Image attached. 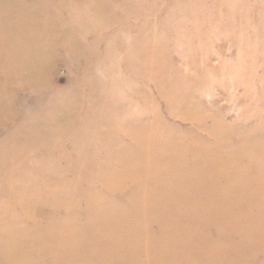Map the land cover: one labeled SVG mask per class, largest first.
Wrapping results in <instances>:
<instances>
[{
	"label": "rangeland",
	"instance_id": "374dc122",
	"mask_svg": "<svg viewBox=\"0 0 264 264\" xmlns=\"http://www.w3.org/2000/svg\"><path fill=\"white\" fill-rule=\"evenodd\" d=\"M53 4L51 15L55 16L58 26L74 30L78 35L82 54L76 55L70 63L50 62L44 68L40 86L33 87L26 81L10 91L14 123L21 129L29 127L28 120L38 119L42 123L41 114L46 107L57 105L58 95L67 99L69 96L71 101L79 96L85 106L90 101L88 93L94 91L96 95H108L111 103L107 110L109 115L106 114L110 119L108 127L122 133L118 136L122 148L134 144L131 138L124 136L123 131L129 125L148 124L154 129L156 139L167 137L189 146L191 138H195L217 150L238 144L251 133L264 131V0H60V5ZM67 55L61 53L60 56ZM35 88L40 89L34 91ZM64 114L63 119L54 121L50 118L42 123L44 132L52 138L55 135V138L39 141L41 136L34 135L27 151L31 156L30 170L33 171L40 168L42 155L57 147L59 151L52 149L49 157H54L56 168L64 175L65 182L73 184L76 175L69 170L67 160L77 161L78 149L73 150L69 141L68 131L72 124L63 128L64 124L69 125L67 117L70 112L64 110ZM92 122L90 118L89 123ZM6 128L4 125L0 128V139L5 137ZM168 158L167 162L172 163V156ZM237 160L243 169L235 176L245 178L242 189L248 190L246 194L254 195L243 199L239 191L230 190L228 186L227 212L232 216L226 221L216 216L217 221L212 223V216L206 211L212 210L215 199L207 200L202 196L209 191L208 179L195 185L190 179L186 180L184 186L189 190L186 199H193L189 207L191 215L170 214L165 221L168 228L164 233L158 232L157 221L149 224L155 241L165 248L156 255L160 264H174V259L175 264H188L185 254L191 255L195 264H264V231L260 230L264 226V174L259 173L258 185L262 194L252 193L254 184L247 183V179L254 180L258 175L256 172L264 168V140L243 148ZM117 167L115 162L111 163V178L119 174ZM218 167H213L210 176L221 184L224 180L221 178H226L228 173L226 169L221 171L223 165ZM217 169L220 170L213 172ZM218 174L220 179H217ZM79 175L80 190L72 189L73 198L76 193L78 197L80 191L88 192L86 185L93 183L90 172ZM48 177L54 179L53 175ZM122 180L110 181L108 191L100 183H95L93 192L106 196L111 205L125 209V197L134 187L129 180ZM41 182L42 179L38 180L39 185ZM120 186L125 192L117 191ZM170 190L165 191L167 195H172ZM155 191L161 192L160 189ZM45 194L49 191L40 192L41 199L30 207L35 223L42 227L50 218L68 222L73 213L55 212L51 200L43 198ZM257 195L260 198L255 197ZM259 199L262 203L258 202ZM160 203L165 208L166 205L174 207L179 204L175 200ZM72 206L80 211L73 216L74 225L85 239L77 238L79 246H84L76 247L83 257L89 255L86 261L94 258L97 262L91 260L90 264H98L99 260L109 259V251L125 262L135 255L127 248L131 237H122L124 233L119 224L105 225L109 236L91 234L84 217L88 206L79 201H74ZM184 220L190 223L186 225L191 231L196 230L194 237L188 240L189 245L183 235H178V229L172 228ZM236 225L245 226V230L238 232ZM225 232L229 244L221 237ZM55 235L51 231L41 233L45 238ZM178 236V242H172ZM109 238L120 239L121 247L126 250L99 245H106L104 242ZM203 239L210 246L204 251ZM61 240L68 242V251L76 248L70 243V236L61 237ZM140 248L147 247L141 243ZM64 256L63 252L45 251L39 255V263L50 264L51 260H63ZM181 257L185 259L181 260Z\"/></svg>",
	"mask_w": 264,
	"mask_h": 264
},
{
	"label": "bare ground",
	"instance_id": "6f19581e",
	"mask_svg": "<svg viewBox=\"0 0 264 264\" xmlns=\"http://www.w3.org/2000/svg\"><path fill=\"white\" fill-rule=\"evenodd\" d=\"M56 2L60 5V0H50V2L49 0H0V128L3 125L7 126L5 137L0 139V264H40L39 255L45 251H58L65 255L63 260H51L50 264H90L91 260L96 261L94 258H90V262L86 261L85 259L89 255L83 257L82 252L79 251L78 247L83 248L84 245L79 246L77 238L84 240L85 236L74 225L76 221H74L75 217L73 216L80 213L77 207L72 206L74 201L84 202L88 206L84 217L88 221L87 225L90 228L87 230L91 234L109 236V231L105 225L110 223V225L119 224L124 233L123 238L131 237L130 242L128 238L127 248L133 251L135 255L125 262L120 256L109 251V259L99 260L98 264L99 262L101 264H160L156 255L159 250L165 248L155 241L149 231V224H152L153 220L157 221L155 226L158 232L164 233L168 228L165 221L170 214L177 212L180 217L181 215H191L189 207L193 204V199H186V193L189 190L188 187L184 186L186 180L189 179L193 185L208 179L209 191L202 196L206 197L207 200L215 199L212 210L206 211L208 216H212L211 222L215 223L220 216L223 218L218 219L230 220L229 217L232 215L227 212L229 196L226 195V189L228 186L231 187L230 190L239 191L240 197L244 196L243 199L254 195L246 194L248 190L245 189V192L242 189V184L246 182V179L235 176L243 169L238 163V155L243 148L261 139L264 140V131L259 130L251 133L239 141L240 143L230 145L223 150H217L210 148L207 142L204 141L202 144L195 138H191V145L189 146L181 144L178 140L170 141L167 137L156 139L154 129L148 124L140 125L141 127L129 125L123 131L126 135H123L131 138L134 144L122 148L121 141L118 139L122 133L116 132L115 128L108 127L110 119H107L106 114L111 103L108 101L107 93L96 95L94 91H90L88 93L90 101L85 106L79 96H75L71 101L69 96L67 99L65 96L58 95L56 97L57 105L46 107L40 118L42 123L49 121L50 118L57 121L66 116L64 110L70 112L67 117L69 125L64 124L63 128H69L70 123L72 124L68 131L69 141L73 150L78 149L77 161L67 160L69 170L76 175L75 182L67 184L64 175L56 168L54 157H49L52 149L59 151L57 147H52L46 151L42 155L43 161L40 168L31 171V156L27 151L30 139L34 135H40L39 141L46 138L53 140L55 135L54 138L49 133L47 135L42 129L43 124L38 122V119L30 122L28 120V128L22 127L21 129L16 125L13 118L10 91L20 84L26 83V81L32 83L33 87L40 86L44 68L50 62L65 61L70 63L76 58V55L82 54L83 49L74 30L72 32L58 26L55 16L51 15L50 8H54L53 3ZM61 53L68 55L61 57ZM38 89L40 88H35L34 91ZM61 106L63 107L61 108ZM90 118L93 119L92 123H89ZM75 119L77 120L74 121ZM142 127L146 128L143 129ZM211 131L214 132L213 129ZM170 155L172 156V163L169 160ZM168 156L169 162L166 160ZM113 162L118 166L116 172L119 173L116 175L117 177H113L114 179L109 174V168ZM219 164L224 166L221 171L226 169L228 173L226 178H221L224 179L221 184L216 179L212 180L210 176L213 167L219 168ZM218 170L220 169L213 172H218ZM87 172L92 175L90 181L93 183L86 185V189L92 192L82 193L80 191V195L77 197L76 193L73 198L72 189L80 190L77 176ZM256 173H258L256 178L254 180L247 179V183L254 184L255 190L252 193L262 194L258 184H260L259 178H261L259 173L264 174V168L262 167L261 171ZM39 174H42V177ZM49 175H53L54 179L48 177ZM40 179H42L41 185L38 183ZM120 179H124L122 180L124 182L129 180L134 187L125 197L127 199L125 209L111 205L106 196L93 192L94 185H97L95 183H100L104 190L108 191L109 182ZM217 179H220L219 174ZM56 182L58 184H55ZM120 187L117 191L125 192V189ZM159 189L161 192L155 191ZM169 189H172L170 191H173V196L166 194L165 191ZM46 191H49V194H45L46 197L43 198L51 200L52 209H55V212L73 213V216L68 218V222H62V219L59 218H50L44 225H41L42 227L35 223L36 221L33 220L35 216L30 212V207L35 204L34 202L41 199L38 194ZM255 197L260 198V195ZM162 200H169L170 203L175 200L179 204L174 207L166 205L165 208L160 203ZM258 202L262 203L260 199ZM97 222L100 223L99 226ZM188 223L184 220L181 224L172 225V228L178 229V235H183L187 241L194 237L196 232L195 228L191 231L187 227L186 224ZM243 229L245 230V226L236 225L238 232ZM260 230L264 231V226ZM49 231L57 235L51 238L41 236L42 232L47 234ZM67 236H70L72 245L78 246L72 251L67 250L68 242L63 243L61 240V237ZM179 237L172 242H178ZM221 237L229 244V237L226 232ZM184 238L183 240L186 242ZM104 243L106 245L103 243L99 245L105 247L110 245L121 251L126 250L121 247L120 239L114 241L113 238H109ZM141 243L147 248L142 250L140 248ZM190 243L188 241L186 245ZM201 244L204 247L203 251L210 247L205 239ZM226 246L228 245L224 247ZM239 247L242 248L243 246L239 245ZM185 256L188 264H195V259L191 255L185 254ZM180 259H185V257ZM175 262L176 259H174V264ZM237 264L247 263L237 262Z\"/></svg>",
	"mask_w": 264,
	"mask_h": 264
}]
</instances>
